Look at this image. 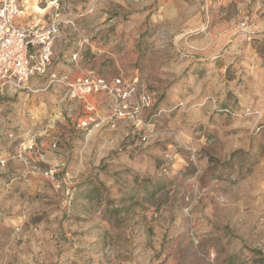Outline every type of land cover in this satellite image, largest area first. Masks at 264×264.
<instances>
[{"label":"rangeland","instance_id":"obj_1","mask_svg":"<svg viewBox=\"0 0 264 264\" xmlns=\"http://www.w3.org/2000/svg\"><path fill=\"white\" fill-rule=\"evenodd\" d=\"M55 5L76 75L58 61L0 99V264H264V0L30 10L51 6L47 24ZM88 71L153 108L110 121L120 99L101 93L106 117L66 114L60 81ZM89 109L100 124L80 128Z\"/></svg>","mask_w":264,"mask_h":264},{"label":"built area","instance_id":"obj_2","mask_svg":"<svg viewBox=\"0 0 264 264\" xmlns=\"http://www.w3.org/2000/svg\"><path fill=\"white\" fill-rule=\"evenodd\" d=\"M29 1V0H26ZM55 15L47 24H37L23 27L17 22L22 12L19 0H0V99L19 92L33 91L32 81L46 77L53 65L54 46L61 35L62 27L74 26L70 19H64L60 14L59 5H55ZM79 53L73 56L77 61ZM68 90L71 100L84 99L97 94L118 96L113 107V117L110 121L123 120L140 113V110L151 109L154 106L153 96L143 91L139 97V105L130 112L124 100L130 97L135 86L127 85L122 79L107 82L95 71H88L75 79L63 77L60 81ZM90 113L78 126L86 129L96 128L99 122ZM53 176V175H52Z\"/></svg>","mask_w":264,"mask_h":264},{"label":"crops","instance_id":"obj_3","mask_svg":"<svg viewBox=\"0 0 264 264\" xmlns=\"http://www.w3.org/2000/svg\"><path fill=\"white\" fill-rule=\"evenodd\" d=\"M19 1H20L21 5H22V12L17 17V22L21 26H23V27H31V26H34V25H37V24H46L45 23L46 19H44V16H47L46 14H49L48 10H49V8H52L51 6H49L46 9H41V11L44 12V15H43V18H42V16H37V15L32 16L33 14H36L35 12L30 10V8H33L32 6H30V2L33 1V0H30V1L19 0ZM38 9L40 10V8H38ZM27 13H28V16L24 17L23 14H27ZM105 30L107 31V29H105ZM76 44H77L76 40H74L70 44L67 43V42L65 43V41H63V40H59V41H57L55 43L54 50H53V52H54L53 65H55V63H58V61H62V64L61 63L58 64V68H60L59 67V65H60L61 67L66 69V71H68L70 75H73V76L76 75L75 74L76 72L74 74H72V72L75 69V66H74L75 63L71 60L70 50ZM73 76H72V78H74ZM37 79H39V78H37ZM36 81H37L36 79H34L32 81L33 89L34 88L37 89V87L34 86V83ZM62 93H63V97L60 96V98H62L63 100L61 99L62 103H60V104H62V106L64 108L63 112H66V114H68V111H67L68 109L67 108L71 107V108L77 109L79 106H82L83 104L84 105L89 104L94 109L98 108L97 110L101 112L102 117H106L107 114H110V112L107 113V111H106L107 109L105 110V108H108L109 106H111V103H110V101L107 98L104 97L103 94L102 95H98L96 97H88V98H84V99H80L79 98V99H76V100H71V99L68 98V95L66 94V90L65 89H64V91ZM92 111H93V109H92ZM97 115H98V113H97ZM107 124H109V123H107ZM107 124L105 123V121H103L102 125L104 126V125H107Z\"/></svg>","mask_w":264,"mask_h":264}]
</instances>
